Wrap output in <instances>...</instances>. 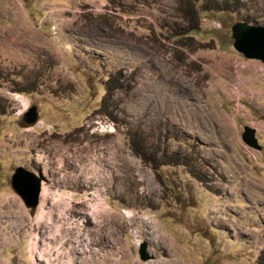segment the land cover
<instances>
[{"label":"rangeland","instance_id":"1","mask_svg":"<svg viewBox=\"0 0 264 264\" xmlns=\"http://www.w3.org/2000/svg\"><path fill=\"white\" fill-rule=\"evenodd\" d=\"M241 22L264 0H0V264H264V64L233 48Z\"/></svg>","mask_w":264,"mask_h":264},{"label":"water","instance_id":"2","mask_svg":"<svg viewBox=\"0 0 264 264\" xmlns=\"http://www.w3.org/2000/svg\"><path fill=\"white\" fill-rule=\"evenodd\" d=\"M233 48L246 59H253L264 64V26L247 23H236L231 28ZM38 120L37 108L31 106L22 115L26 125H33ZM242 141L250 148L258 149L259 145L253 129H245ZM42 180L39 176L18 167L11 177V188L23 201L26 208L34 210L39 205ZM139 259L146 262L153 257L147 252L146 243H141L138 250Z\"/></svg>","mask_w":264,"mask_h":264},{"label":"trees","instance_id":"3","mask_svg":"<svg viewBox=\"0 0 264 264\" xmlns=\"http://www.w3.org/2000/svg\"><path fill=\"white\" fill-rule=\"evenodd\" d=\"M112 89H113L112 81L108 80L106 82V84H105V95H104V98H103L102 102L103 101L105 102V99L107 98V95H109V92H111Z\"/></svg>","mask_w":264,"mask_h":264}]
</instances>
